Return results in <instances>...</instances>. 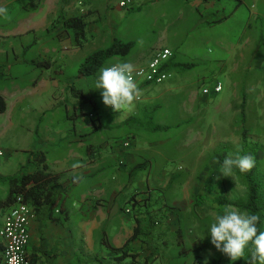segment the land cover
Here are the masks:
<instances>
[{"label": "rangeland", "instance_id": "rangeland-1", "mask_svg": "<svg viewBox=\"0 0 264 264\" xmlns=\"http://www.w3.org/2000/svg\"><path fill=\"white\" fill-rule=\"evenodd\" d=\"M121 1L0 0V93L8 102L0 113V200L8 195V177L28 170L21 162L40 151L53 166L60 141H83L93 152L84 145L76 150L89 156L98 152L102 163L103 173L95 180L103 178L108 195L112 185L118 192L114 209L105 211V225L115 212L111 230L117 231L118 218L139 217L142 227L151 218L148 239L159 257L154 264H231L210 237H203L222 208L218 193L234 203L247 199L252 170L216 179L226 156L250 153L252 169L264 185V0H132L126 7ZM59 14H86L89 41L79 47L72 31L53 28ZM222 15L230 17L207 23ZM114 38L134 46L127 56H114L105 65L127 61L144 66L155 51L169 48L176 62L191 66L171 67L163 83L138 86L140 98L131 108L114 112L103 103L102 90L93 89L99 73L77 76L82 60L109 47ZM40 59L50 60L52 67L35 64ZM41 77L57 79V84L33 89ZM217 82L223 86L220 93L212 91ZM71 84L85 97L75 96ZM205 88L210 92L204 93ZM82 106L89 116L77 117ZM128 138L131 147L121 151ZM144 161L148 167L130 178L131 168ZM90 183L71 185L70 208L72 203L78 208V196ZM85 207L78 212L91 211ZM136 224L132 221L129 229ZM248 255L235 264H246ZM100 260L92 254L85 262Z\"/></svg>", "mask_w": 264, "mask_h": 264}, {"label": "crops", "instance_id": "crops-1", "mask_svg": "<svg viewBox=\"0 0 264 264\" xmlns=\"http://www.w3.org/2000/svg\"><path fill=\"white\" fill-rule=\"evenodd\" d=\"M56 81L57 79L51 80L45 77H41L33 81L35 85L32 88L38 89L40 85H46L47 83L49 85H55V83L57 84ZM38 90L43 91L40 88ZM53 95L55 96L56 93ZM20 96L21 98H23L22 95ZM81 108L83 109V106ZM50 109L51 108H47L45 112L50 111ZM71 142L72 141H67L65 144H63L64 141H60V144H62V148L59 150L61 154L56 155V157L53 159V166H51L50 161L46 156V163L49 166V171L53 173H61V181L67 189L66 194L58 201L59 205L62 204L64 212L62 213L56 210V215L60 218V220H48L46 222L45 227L43 228L42 234L40 233V223L36 214L35 219H33L30 224V243L28 246L29 258L32 248L34 246L41 245L42 238V243L44 247L48 250H52L56 254L54 259L52 260V264H74L75 260L78 261L77 264H86L85 260L87 255L92 254H96L99 259H101L100 261L102 262V264H112V262L115 264H133V259L130 257L126 258L122 262L116 261L114 259V256L118 253L114 252L112 248H118L125 244L127 239L133 234L135 229L134 228L132 231L131 229H129L128 226H131V222H135L136 219H134V217H128V219H124L123 217L122 219L118 218V229L117 231H113L111 230V224L115 223L116 220L115 212L113 211L112 216L110 217V222L105 225L107 223V220L109 219L108 212L114 209L115 198L118 192L115 193V185H112V196L108 195V188L105 187L106 183L103 178H101L100 180H95L103 173V170L100 167L102 163L98 161L97 157L98 152H94V154L89 156L87 155V153L93 152L92 147L87 148V144L83 141L79 143ZM77 145H79L80 150L83 148L84 145V148L88 150H86L87 153L85 152V154H82L78 149L76 150ZM94 155L96 157H92ZM133 157L134 156H132L131 158L133 159ZM32 159L33 158H29L27 161L28 163L21 162L19 165H21V167H24L26 165V168H28L26 172H33L37 168L42 167V164ZM26 172H20L19 170L18 174L10 175L8 177V185L10 178L14 176H21L23 173ZM90 180V187L86 188L78 196V208H75V203H72V207L74 208H70L71 204H69L67 201L68 195L73 189V186H76V184L80 185L84 181ZM114 180L115 177L108 179L106 182L111 183V181L113 182ZM107 195V201H105ZM106 203H109L108 209L105 206ZM84 206H86L85 209L90 208L91 211L87 213L86 211H83V213L78 212V210ZM7 209L8 208L6 206L0 207V227L4 224V218ZM141 225L144 226L142 223ZM105 226L107 234L103 232ZM102 233H105L104 240L107 242V244H105V242L103 243L101 240ZM94 237H96L95 240ZM95 241H97L96 249H94L95 245H93ZM143 241L144 238L142 236H139L130 244L131 252L139 253V256L134 261V264H144L145 258L151 254V252L147 248V245ZM102 246L105 247L104 250ZM3 257L4 248L0 241V264H2ZM156 261L157 259L154 260L152 264H154Z\"/></svg>", "mask_w": 264, "mask_h": 264}, {"label": "trees", "instance_id": "trees-1", "mask_svg": "<svg viewBox=\"0 0 264 264\" xmlns=\"http://www.w3.org/2000/svg\"><path fill=\"white\" fill-rule=\"evenodd\" d=\"M230 15H222L216 18L208 19L207 23L215 24L226 20ZM53 28L60 27L63 30H69L73 33V38L75 45L82 47L85 43L89 41L87 37V27L88 21L86 14L72 15L66 17L59 14L52 22ZM134 46V42H123L120 39L114 38L112 44L105 48L96 50L89 55H87L81 62L80 68L77 76H92L99 73V70L105 65L107 60L114 56H127ZM38 66L51 68L52 62L50 60L40 59L35 61ZM190 67V64H179L174 60V54L171 62L167 64V68L171 67ZM70 90L77 97H85L84 93L80 89H76L73 84L70 85ZM87 99L86 101H90ZM8 108L6 98L0 94V113H4ZM96 108V107H94ZM92 111H97L94 109ZM245 100L242 103V114L244 115ZM89 116L90 112H86L83 109L78 112L77 117ZM70 118L74 119V115H69ZM100 127V125H98ZM34 161L42 164L41 168H37L33 172L23 173L21 176H14L9 179V194L6 199L0 200V207L6 206L9 208L14 202L17 194L23 196L24 201L31 205L38 217L40 223V233H43V228L48 220H60L56 215V210L64 212V208L58 204V201L66 194L67 189L65 188L63 182L61 181V173H53L49 171V166L46 163V155L43 152H36L33 154ZM148 167V161L136 163L130 170V178H134L139 170ZM255 170L248 175V195L245 203H234L230 201L225 193L220 192L217 194V203L220 206L225 205H236L241 207L246 211L258 214L261 217L260 229L264 230V193H263V182L261 179L256 177ZM135 197V196H134ZM133 197V198H134ZM137 204L134 205L136 207ZM136 227L133 234L127 239L125 244L118 248H112L114 252L118 254L114 256V259L118 262H122L126 258L130 257L133 259L132 263L139 256V253L131 252V242L136 240L139 236H144V241L149 243V235L151 233V227L154 226V221L150 218L148 226L142 227L141 221L138 217L136 219ZM105 233H103L104 236ZM42 237V236H41ZM102 242L107 244V242L102 239ZM149 248L151 249V254L147 256L144 260V264H152L154 260L158 259L157 249L149 243ZM56 256L55 252L48 250L44 247L41 238V245L34 246L30 252L31 264H52V260ZM250 259V254L248 255V260ZM247 260V261H248ZM73 264V263H72ZM248 264V262L246 263Z\"/></svg>", "mask_w": 264, "mask_h": 264}, {"label": "clouds", "instance_id": "clouds-1", "mask_svg": "<svg viewBox=\"0 0 264 264\" xmlns=\"http://www.w3.org/2000/svg\"><path fill=\"white\" fill-rule=\"evenodd\" d=\"M2 11V10H0ZM135 68L131 62L121 61L99 70L94 88L102 90V101L114 112L122 113L140 98V89L134 79ZM255 166L250 153L229 154L219 163L216 179L231 177L238 171L245 174ZM215 207V205H213ZM258 214L225 205L210 221L203 238L210 237V243L235 264L246 253L250 254L248 264H264V230H261ZM201 238V239H203ZM209 264V261H205Z\"/></svg>", "mask_w": 264, "mask_h": 264}, {"label": "built area", "instance_id": "built-area-1", "mask_svg": "<svg viewBox=\"0 0 264 264\" xmlns=\"http://www.w3.org/2000/svg\"><path fill=\"white\" fill-rule=\"evenodd\" d=\"M132 3V0H122L120 5L126 7ZM172 57L173 52L171 49H158L146 65L134 67L133 75L137 85L160 84L167 80L171 76L167 64L171 62ZM113 64L115 63L104 65L103 67ZM222 89V83L217 82L212 91L220 93ZM203 92L209 93L210 90L205 88ZM92 115L93 113H91ZM131 144V139H126L123 142L121 151L130 148ZM2 154L0 151V155ZM119 164L123 167L125 160L120 159ZM126 210L130 211L129 209ZM35 217L36 212L33 207L24 201L21 194H17L14 204L7 209L3 226L0 227V241L4 248L2 264H31L28 246L30 243V224Z\"/></svg>", "mask_w": 264, "mask_h": 264}]
</instances>
